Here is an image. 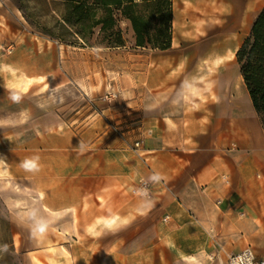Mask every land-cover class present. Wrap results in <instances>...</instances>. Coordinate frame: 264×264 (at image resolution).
<instances>
[{"label": "crops", "instance_id": "0c3cea01", "mask_svg": "<svg viewBox=\"0 0 264 264\" xmlns=\"http://www.w3.org/2000/svg\"><path fill=\"white\" fill-rule=\"evenodd\" d=\"M196 1L173 0L169 48L136 47L133 38L136 49L151 50L144 72L142 56L134 55L133 102L140 107L144 103L150 111V130L141 148L128 153L133 163L127 165L125 150L105 151L102 181L97 187L103 191L100 203L78 200L55 211L58 236L70 237L76 244L82 237H103L106 230L100 235L91 232L97 231L95 221H102V227L109 222L111 212L119 223L139 220L142 205L138 199L127 202L125 182L141 180L144 164L148 169L144 180L150 185L146 207L157 209L159 218L167 217L172 229L153 244H143L139 229L119 230L112 249L96 251L89 242L70 245L69 260L61 250L51 259L46 248L39 246L38 258L53 260L49 264H221L222 255L225 260L228 254L252 246L264 259V127L237 59L264 0H258L259 6L243 30L222 29L215 19L209 20L212 15L203 24L205 35L198 32L202 24L187 19L176 30L175 3L186 11ZM218 1L205 6L215 16L221 9ZM245 9H236L240 21L248 15ZM196 14L199 19L205 17ZM123 24L132 30L129 20L124 19ZM23 25L29 24L20 10L9 0H0V47L8 37L6 28L16 40L24 33ZM230 49L234 50L231 58L227 57ZM143 77L148 79V88L141 85ZM93 164L87 161L89 170L93 171ZM127 172L133 176L128 177ZM111 174L117 176L115 182L110 181ZM157 174L162 178L153 180ZM90 186L94 188L93 183ZM126 238L133 240L126 245Z\"/></svg>", "mask_w": 264, "mask_h": 264}, {"label": "rangeland", "instance_id": "374dc122", "mask_svg": "<svg viewBox=\"0 0 264 264\" xmlns=\"http://www.w3.org/2000/svg\"><path fill=\"white\" fill-rule=\"evenodd\" d=\"M9 4L24 9L26 17L19 10L29 25H23L24 33L16 40L6 28L8 37L0 47V264L52 263L36 256L39 246L51 259L61 250L68 260L70 245L89 242L96 251L112 249L119 230H141L143 244L159 241L173 225L167 217L159 218L157 209L146 207L150 185L144 180L148 170L144 164L141 180L124 181L127 202L138 199L142 205L139 220L119 223L111 212L109 222L102 227V221H95L97 231L91 232L100 235L106 230L103 237H82L76 244L58 236L55 212L78 200L100 203L103 191L97 187L105 151L125 150L127 165L133 163L128 153L141 148L150 130V111L144 103L140 107L133 102L134 55L142 56L144 72L151 50L136 49L134 34L123 20L116 26L126 47L109 48L97 45L99 27L65 25L60 10L52 11L47 3L9 0ZM141 85L148 88V79L143 77ZM33 157H39L37 170L22 167ZM87 161L94 163L93 171ZM116 180L111 174L110 181ZM113 197L110 191L111 204ZM41 224L43 232L38 230ZM132 240L126 238V245Z\"/></svg>", "mask_w": 264, "mask_h": 264}, {"label": "trees", "instance_id": "16d2710c", "mask_svg": "<svg viewBox=\"0 0 264 264\" xmlns=\"http://www.w3.org/2000/svg\"><path fill=\"white\" fill-rule=\"evenodd\" d=\"M38 1L51 5V10L56 13L60 10L61 21L65 25H90V29L99 27L101 40L97 45L123 47L122 30L116 25L126 19L131 23L136 47L160 50L170 47L173 0ZM19 9L26 17L24 9L21 6ZM237 59L264 127V7L253 23L249 37L237 52Z\"/></svg>", "mask_w": 264, "mask_h": 264}, {"label": "bare ground", "instance_id": "6f19581e", "mask_svg": "<svg viewBox=\"0 0 264 264\" xmlns=\"http://www.w3.org/2000/svg\"><path fill=\"white\" fill-rule=\"evenodd\" d=\"M217 0H197L196 4L195 2H190L188 4V9L186 11H183L180 8V5L178 3H175L174 6V25L176 30H178L181 25H185L184 21L185 19L189 20L190 22H196L202 25H199L198 32L202 35L206 34L205 31V25L204 23H208L209 20H214L215 19V24L219 25L222 29H227L228 31L234 29V28H239L243 30L247 25H249L250 22V16L251 14H254L257 10V7L259 6V1L258 0H220L218 1L221 5V9L219 8L217 10L216 16L213 14L212 11H209L205 8L206 5L209 3H215ZM201 5L204 6V8L201 7ZM246 7V12L248 15H246V18L242 19L241 21L239 20V13L237 10H241ZM237 9V10H236ZM197 12L201 13L203 16H205L202 19H199L197 16ZM212 15L211 19H207ZM234 54V50H228V55L227 57L231 58ZM30 81L27 80L25 81L26 84H28ZM171 246L174 247L173 244ZM174 249L177 251V249L174 247ZM188 259L191 260H198L194 257H189Z\"/></svg>", "mask_w": 264, "mask_h": 264}, {"label": "built area", "instance_id": "2783aa9c", "mask_svg": "<svg viewBox=\"0 0 264 264\" xmlns=\"http://www.w3.org/2000/svg\"><path fill=\"white\" fill-rule=\"evenodd\" d=\"M142 193L146 194L147 190H142ZM222 264H264V259L259 257L251 247H245L238 252L228 254Z\"/></svg>", "mask_w": 264, "mask_h": 264}, {"label": "clouds", "instance_id": "9594fccd", "mask_svg": "<svg viewBox=\"0 0 264 264\" xmlns=\"http://www.w3.org/2000/svg\"><path fill=\"white\" fill-rule=\"evenodd\" d=\"M14 100H17V97H13ZM39 160V157H33L31 159L25 160L22 164V167H24L26 170L32 171V170H37L38 169V165H37V161ZM162 177L157 174L156 176L153 177V180H160ZM38 230L40 232L44 231V225L41 224L38 226ZM4 248L6 249L7 246L5 245Z\"/></svg>", "mask_w": 264, "mask_h": 264}]
</instances>
